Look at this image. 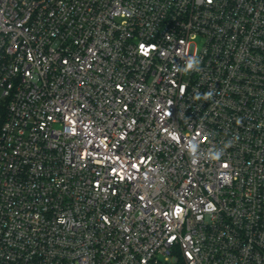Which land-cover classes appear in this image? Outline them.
Returning <instances> with one entry per match:
<instances>
[{"label":"built area","instance_id":"built-area-1","mask_svg":"<svg viewBox=\"0 0 264 264\" xmlns=\"http://www.w3.org/2000/svg\"><path fill=\"white\" fill-rule=\"evenodd\" d=\"M0 264H264V0H0Z\"/></svg>","mask_w":264,"mask_h":264},{"label":"trees","instance_id":"trees-1","mask_svg":"<svg viewBox=\"0 0 264 264\" xmlns=\"http://www.w3.org/2000/svg\"><path fill=\"white\" fill-rule=\"evenodd\" d=\"M5 117H6L5 109H4V107H2L0 105V134H1V128H2V124L5 120Z\"/></svg>","mask_w":264,"mask_h":264}]
</instances>
